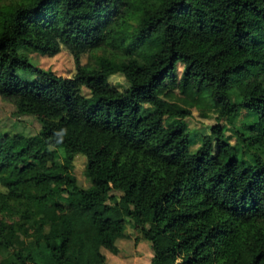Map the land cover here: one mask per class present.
<instances>
[{
    "label": "trees",
    "instance_id": "trees-1",
    "mask_svg": "<svg viewBox=\"0 0 264 264\" xmlns=\"http://www.w3.org/2000/svg\"><path fill=\"white\" fill-rule=\"evenodd\" d=\"M63 46L73 79L31 61ZM0 96L41 124L0 132V264H110L127 225L151 264H264V0H0Z\"/></svg>",
    "mask_w": 264,
    "mask_h": 264
},
{
    "label": "rangeland",
    "instance_id": "rangeland-1",
    "mask_svg": "<svg viewBox=\"0 0 264 264\" xmlns=\"http://www.w3.org/2000/svg\"><path fill=\"white\" fill-rule=\"evenodd\" d=\"M31 61L43 68H51L54 72L66 78L73 79L76 73V63L73 55L66 47H62V51L55 56L41 55L37 52L30 54ZM88 61V55H83L82 63ZM19 74L23 76V72ZM29 78H34L29 76ZM109 81L117 85L120 89L127 86V81L121 74H114L109 77ZM84 94H87L85 90ZM82 98L79 97L78 102ZM244 115L241 119H244ZM191 131V150L195 151L200 145L203 136L211 135V128L217 123L216 113L211 112L209 117L203 118L199 112L194 110L193 115L187 119ZM78 119H71L70 125L78 124ZM41 130V124L34 115H23L16 117L13 114V105L8 104L0 96V132L1 133H23L25 135H35ZM53 147L48 146L43 149V154L49 156ZM65 171L71 180L57 177L55 183L70 185L71 181H75L80 185L88 187L90 182L85 175V166L87 164V157L83 153L76 154L74 160L65 161ZM55 216L50 215V219L54 220ZM130 238L122 239L118 242L119 253L117 255L109 254L110 264H151L152 250L150 243L141 239L140 234L131 225H127ZM62 234L67 233V227L61 226ZM139 239V240H138Z\"/></svg>",
    "mask_w": 264,
    "mask_h": 264
}]
</instances>
